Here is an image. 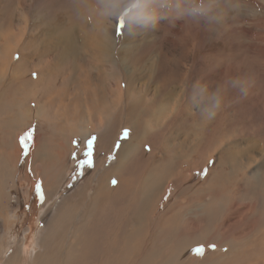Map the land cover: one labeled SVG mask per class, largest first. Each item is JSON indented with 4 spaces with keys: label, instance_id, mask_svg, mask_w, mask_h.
I'll return each instance as SVG.
<instances>
[{
    "label": "rangeland",
    "instance_id": "rangeland-1",
    "mask_svg": "<svg viewBox=\"0 0 264 264\" xmlns=\"http://www.w3.org/2000/svg\"><path fill=\"white\" fill-rule=\"evenodd\" d=\"M198 5L215 19L191 15ZM139 11L163 18L146 26ZM60 32L84 52L75 72L55 70L56 50L46 48ZM87 40L102 47V63L85 48ZM236 77L249 82L248 94L228 88L222 110L203 119L201 110L211 102L200 89L210 94ZM135 94L154 96V113L133 120L143 131L140 147L120 171L119 187L111 177L106 193L113 201L109 212L121 214L120 231L137 229L136 257L153 250L160 256L155 260L171 257V264H264V0H0V264H17L7 259L21 239L24 248L37 250L44 213L86 184L89 139L95 137L91 164L99 159L103 173L116 164L119 144L129 137L122 133L131 132L122 110ZM99 113L111 136L107 145L112 142L102 152L97 131L85 137L73 131L96 122ZM61 149L65 156L55 171L51 155ZM149 169L158 193L141 213L137 205ZM42 170L57 177L55 195L45 192ZM111 216L95 235L108 238L99 251L108 244L106 254L117 256L119 221ZM63 233L56 244L64 242ZM96 254L87 264L103 262Z\"/></svg>",
    "mask_w": 264,
    "mask_h": 264
},
{
    "label": "bare ground",
    "instance_id": "bare-ground-1",
    "mask_svg": "<svg viewBox=\"0 0 264 264\" xmlns=\"http://www.w3.org/2000/svg\"><path fill=\"white\" fill-rule=\"evenodd\" d=\"M65 32H60L58 36V40L52 43H48L46 48H48L49 50L51 48L56 50V54L54 58V61H56V64L54 67L55 70H58V69H63L64 71L74 70L75 72L78 68L81 67V65H78L76 62L84 58V55H83L84 52H81L77 50L75 47H73V44L71 43L70 39L69 40L66 39ZM84 46L90 52H93V53L97 52L96 53L97 55L95 56H97V59L100 61V63L103 62L105 52H103V50L101 49L102 47H100V45L98 46L96 45L95 47L94 44H91L87 40ZM46 52L48 51L46 50ZM47 66L48 65H46L43 70L48 75L49 74L48 70L46 71L45 69L51 65H49L48 67ZM131 80H132L131 76L130 77L128 76V78L125 81L126 85L130 86ZM121 82L122 81H120L119 84ZM83 83L85 84V81H83ZM129 88L130 87H127L126 89L129 90ZM139 89L141 90L140 92L143 91L142 88H139ZM117 90L119 91L118 92L119 95L117 96V98H118V102H120L122 93H121V90L119 89ZM127 97L128 98H126V101H127L126 106L124 105L125 109L122 110L123 112H126L125 113L126 117H124L125 118L124 123L126 125L124 123L123 124L124 126L129 125L130 127L129 126L128 127L131 129V132L129 134V137L126 140L121 141V143L119 144V147L116 153V164L114 166H111V168L107 169L106 172L103 173L102 172L103 170L99 171L100 164H101L100 160L99 159L95 160L86 171L87 173L86 184L83 187H77V189H74L67 196H65L62 200L58 201L57 206H54L53 209L49 207V210L46 213H44L46 215L45 217L43 216L44 217L43 219L45 220V227L43 226L44 232H42L43 234L41 233L42 235L40 236L37 242L38 249L37 250L28 249V247L27 249L24 248L23 247L24 241L21 239L16 245V251L7 260H12L17 264H87L88 261L92 259L91 256L97 253L96 255H101V258L103 261L101 262V264H116V262L117 264H127V263L128 264H171V262H173V260L171 261V257L167 258L166 256H162L160 258V261L155 260V258L159 256V254H155L153 250H149V253H150L149 255H142L139 258H137L135 254V250H138L140 248L139 247L140 245L138 244L139 241L137 239L139 234L136 236L137 229L136 231H132V232H129L128 230L120 231L119 228L121 227L120 225L121 221H119V216L121 214L117 213V211L116 213L109 212V208H111L113 204V201H111L112 196L110 197V195L106 193V191L109 190V187H110L108 185L109 179H111V177H114V176L117 178L116 179L117 184L115 187L117 189L119 187V184L122 182L120 171L125 170V166H127L126 161L137 150V148L140 147V144H141V139H140L141 134L140 133L143 131H141V129L140 130L138 129L137 125H135V122L133 120L135 118L140 119L143 117L152 116L154 112H152L150 110L151 108L149 109V107L152 105L153 101H156L154 96H152L151 98L148 97L147 99L146 98L147 96L144 98L141 94H135L133 98H131L129 95ZM52 98L50 100H52ZM61 99L62 98L59 99L60 102H62ZM65 101L66 102H62V103L68 104L70 99H65ZM97 116H98V120L96 122L95 121L90 122L91 124L88 127H85L86 129L85 128L83 129V127L82 128L76 127L74 128L73 131H78L81 133V135L83 133L84 136L82 137H85L89 132H91V130L97 131L99 136L96 140V145L98 144L97 145L98 152H102L100 150H102L103 148H106L108 139H111L110 138L111 136L109 135L110 133L106 131V117L103 115V113H99L97 114ZM111 143L107 146L110 147ZM35 154L36 153H33L32 154L33 156L31 158H34ZM64 156H65V153L63 152L62 149H61V152L60 150H57L55 154L51 155V158H54V163L53 164L51 163V164L53 165L55 171L59 167V162L62 159H64ZM59 170H61V168ZM42 171H40V173L42 174V177H43V187H44L45 192L47 193L48 196H51L50 193L55 195L56 187H52V185L55 184L56 181L58 180L57 177H55L52 171H50L49 173H46L44 171L45 174H43ZM179 176H181L180 173H179ZM143 179H144L142 183L143 188H141V192H140L141 200L139 201L137 205L138 207L137 209H139L138 211L141 213L146 210V208L144 209L146 202L148 200H152L154 197H156L155 195L158 193L157 185H156L157 181L155 182L154 180L151 179L150 169ZM172 179H175L176 181L179 180L177 179V177L176 178L174 177ZM55 185H57V183ZM167 185H168V182H166L164 186L162 187L161 194H163L165 187H167ZM125 188H127V186ZM86 191H90L91 193L86 195L85 193ZM84 198H86V200ZM83 205L85 206V210H79L78 208H80ZM77 212H80V213L77 214ZM109 215H112L111 217H114L117 221H119L118 223H115L119 232L116 233L117 232L116 231L115 233L117 234L118 243H120L121 245V250H118V252L115 250L117 252V256L112 255L116 259V261L111 255L106 254L108 252H105V249L108 246V244L101 251H99V248L101 247V245H104L103 242L106 241V239L108 238L104 237L103 239L101 238L99 240L98 235H95V234H98L97 232H99L97 228L104 227L103 229H105L106 228L105 226L107 225L108 227L109 225L108 223H111L108 220ZM136 216L137 217L135 219L137 221L134 225H138V222L140 224L141 214L136 213ZM122 221L125 222L124 220ZM123 226L125 227L124 224ZM66 228H69V230H67ZM133 228H136V226L132 227V229ZM64 231L66 234L63 233ZM58 233L60 235L63 233L65 234L64 236H67V234H69V239L66 241V238H64V236L63 237L61 236L64 242L62 241L59 244H56L55 241L57 239ZM225 233H226L225 231L221 232L223 236H225ZM222 235L221 237L223 238ZM231 235L234 237H237L236 233L231 234ZM178 237H180L179 234H178ZM207 241L208 240H206V242ZM231 241L233 240L231 239ZM83 246L85 247L82 248ZM180 248L178 249L172 248V250L174 252L175 249H177L178 251L180 250ZM140 253L142 254V252ZM126 255L131 256V263L129 262V260H127ZM93 260L94 259H92V261ZM92 261H90L89 264L90 263L98 264V262L94 261L95 262L94 263Z\"/></svg>",
    "mask_w": 264,
    "mask_h": 264
},
{
    "label": "clouds",
    "instance_id": "clouds-1",
    "mask_svg": "<svg viewBox=\"0 0 264 264\" xmlns=\"http://www.w3.org/2000/svg\"><path fill=\"white\" fill-rule=\"evenodd\" d=\"M210 11L211 10L209 8L203 5H198L190 10V14L204 19H215L214 16L210 15ZM137 17L143 25L151 27H155L158 20L163 18L154 11H139L137 13ZM228 88L238 90L242 95L246 96L249 90V82L244 78L236 77L222 83L214 92H211L210 94L206 88L200 89L201 93L204 94V98L211 102L208 106L201 110V117L203 119L212 120L222 110L225 104V97Z\"/></svg>",
    "mask_w": 264,
    "mask_h": 264
},
{
    "label": "snow or ice",
    "instance_id": "snow-or-ice-1",
    "mask_svg": "<svg viewBox=\"0 0 264 264\" xmlns=\"http://www.w3.org/2000/svg\"><path fill=\"white\" fill-rule=\"evenodd\" d=\"M125 30V26H124V22L121 19L118 23H117V32L122 34V32ZM123 137L126 139L129 135V130L125 129L122 133ZM25 139H30L29 137H26ZM94 142H95V137H92L91 139H89L87 141V152H86V156L87 159L84 161L85 163L91 165V156H92V151H93V147H94ZM25 147H27V145L25 144ZM113 183H116L115 180H113ZM36 191L39 195V198L41 201H43L44 199V192L41 188V186L39 184H37L36 186ZM210 247H212L214 249L215 245H211ZM195 251L197 252V254H203V249L202 248H197L195 249Z\"/></svg>",
    "mask_w": 264,
    "mask_h": 264
}]
</instances>
